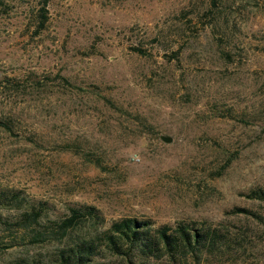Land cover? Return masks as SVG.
Instances as JSON below:
<instances>
[{"label":"rangeland","instance_id":"rangeland-1","mask_svg":"<svg viewBox=\"0 0 264 264\" xmlns=\"http://www.w3.org/2000/svg\"><path fill=\"white\" fill-rule=\"evenodd\" d=\"M8 2L0 80L13 86L0 85V117L13 128L0 127V189L46 202L49 219L93 206L104 227L125 216L238 222L233 206L264 213L241 195L264 185V0ZM254 227L238 261L215 264H264V226ZM55 247L15 244L0 264H46Z\"/></svg>","mask_w":264,"mask_h":264},{"label":"trees","instance_id":"trees-1","mask_svg":"<svg viewBox=\"0 0 264 264\" xmlns=\"http://www.w3.org/2000/svg\"><path fill=\"white\" fill-rule=\"evenodd\" d=\"M9 10L8 0H0V14ZM46 21L43 3L33 21L35 34L45 27ZM132 50L148 55L139 46ZM47 78L30 77L29 81L31 85L42 86ZM60 79L68 82L64 77ZM4 83L13 84L0 80V85ZM0 127L11 131L13 119L8 115L0 117ZM241 195L264 203V185L252 187ZM12 208L16 211L13 217L3 215L2 209ZM48 210L44 201L30 200L14 189H0V252L15 244L48 241L56 243V247L46 253V264H90L98 256L116 257L123 264L236 262L253 246L254 226H264L263 212L242 206L228 210L238 222L183 219L173 225H157L149 218L125 216L112 220L107 227L93 206L71 207L67 216L56 220L48 218ZM81 225L89 228L87 233L80 232ZM15 264H25V260L18 259Z\"/></svg>","mask_w":264,"mask_h":264},{"label":"water","instance_id":"water-1","mask_svg":"<svg viewBox=\"0 0 264 264\" xmlns=\"http://www.w3.org/2000/svg\"><path fill=\"white\" fill-rule=\"evenodd\" d=\"M160 138L164 141L169 143L172 140V137L166 136V135H161Z\"/></svg>","mask_w":264,"mask_h":264}]
</instances>
